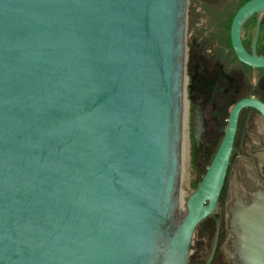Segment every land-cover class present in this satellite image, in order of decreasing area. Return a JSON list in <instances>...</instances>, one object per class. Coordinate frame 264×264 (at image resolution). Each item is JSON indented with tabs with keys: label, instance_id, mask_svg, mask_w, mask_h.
Segmentation results:
<instances>
[{
	"label": "water",
	"instance_id": "1",
	"mask_svg": "<svg viewBox=\"0 0 264 264\" xmlns=\"http://www.w3.org/2000/svg\"><path fill=\"white\" fill-rule=\"evenodd\" d=\"M187 3L0 0V264H190L197 226L222 211L240 113L264 118V103L232 106L182 213ZM263 15L264 0H248L230 27L254 68ZM205 127L194 104L196 142ZM250 179L226 205L231 264H264V188Z\"/></svg>",
	"mask_w": 264,
	"mask_h": 264
},
{
	"label": "flooded vegetation",
	"instance_id": "2",
	"mask_svg": "<svg viewBox=\"0 0 264 264\" xmlns=\"http://www.w3.org/2000/svg\"><path fill=\"white\" fill-rule=\"evenodd\" d=\"M238 9L233 11L234 16ZM225 11L226 7L220 8L218 14L224 15ZM200 16L201 12H197L195 20L189 19L187 13L186 41L190 43L188 46L190 53L187 54L185 65V104L190 111V135L195 154L202 161H207L204 175L224 137L232 106L238 100L247 97H254L264 103V67L254 68L239 61L233 48L230 50L223 44L217 32L213 33L209 29L206 32L203 24L197 26L200 24ZM255 25L256 17L253 16L242 29V40L249 51ZM257 52L264 55V15L257 41ZM194 104L203 110L206 119V127L200 142H196L193 137ZM250 166L253 174L249 170ZM252 175L264 188V118L256 109L246 107L239 116L219 199L222 211L214 216H208L197 226L192 239L194 247L189 258L190 264H207L217 219H220L219 233L214 254L208 264H231L232 258L236 255L226 248L230 237L226 226V205L231 200L233 191L236 190L242 196H246L252 190L253 182L250 179Z\"/></svg>",
	"mask_w": 264,
	"mask_h": 264
},
{
	"label": "rangeland",
	"instance_id": "3",
	"mask_svg": "<svg viewBox=\"0 0 264 264\" xmlns=\"http://www.w3.org/2000/svg\"><path fill=\"white\" fill-rule=\"evenodd\" d=\"M240 0H188L187 13L189 19H196L197 12H201L200 24H203V29L207 32L208 29L216 33L218 26L214 18L218 14L220 8L227 7L229 5L235 6ZM202 10V11H198ZM187 44V54L189 51V42ZM226 123V122H225ZM184 130H183V148H182V172H181V207L184 206L185 198L197 187L201 177L204 173V169L207 165V161H202L198 155L195 154L191 135H190V111L185 107L184 118ZM226 126V124H225ZM224 126V128H225Z\"/></svg>",
	"mask_w": 264,
	"mask_h": 264
},
{
	"label": "trees",
	"instance_id": "4",
	"mask_svg": "<svg viewBox=\"0 0 264 264\" xmlns=\"http://www.w3.org/2000/svg\"><path fill=\"white\" fill-rule=\"evenodd\" d=\"M247 1L248 0H240L239 2H237V4L235 6H231V5L227 6L226 7L227 11H225L224 15L223 14H221V15L216 14V17L214 18V21H216V24L218 26L217 33L219 35V38L223 42V44H226V46L228 48H230V50H232V46H231V42H230L229 33H230L231 21H232V18L234 16L233 11L240 8Z\"/></svg>",
	"mask_w": 264,
	"mask_h": 264
},
{
	"label": "bare ground",
	"instance_id": "5",
	"mask_svg": "<svg viewBox=\"0 0 264 264\" xmlns=\"http://www.w3.org/2000/svg\"><path fill=\"white\" fill-rule=\"evenodd\" d=\"M184 118H185V114H184ZM185 126V125H184ZM183 144V143H182ZM182 148H183V146H182ZM181 208V212L183 213L184 211H185V207L183 206V207H180Z\"/></svg>",
	"mask_w": 264,
	"mask_h": 264
}]
</instances>
